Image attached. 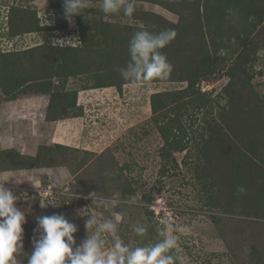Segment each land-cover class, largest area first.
<instances>
[{"label":"rangeland","instance_id":"1","mask_svg":"<svg viewBox=\"0 0 264 264\" xmlns=\"http://www.w3.org/2000/svg\"><path fill=\"white\" fill-rule=\"evenodd\" d=\"M134 6L105 15L91 0L70 23L64 0H0V184L25 213L18 264L39 216L63 214L79 245L85 208L117 224L105 252L172 232L174 264H264V0ZM170 28L168 78L123 80L132 35ZM93 191L118 205L92 206Z\"/></svg>","mask_w":264,"mask_h":264},{"label":"clouds","instance_id":"2","mask_svg":"<svg viewBox=\"0 0 264 264\" xmlns=\"http://www.w3.org/2000/svg\"><path fill=\"white\" fill-rule=\"evenodd\" d=\"M91 0H64L65 16L73 23V16L82 14V10L89 7ZM135 0H101V11L105 15L119 14L131 18L135 12ZM178 33L174 28L158 33L146 29L136 31L128 45L129 60L126 67L120 69L123 80L132 83L150 81L154 78L167 79L172 72V65L160 51L168 46ZM63 39H53L51 44L56 47ZM17 183L21 181L17 179ZM243 186L237 187L238 194H244ZM93 205L99 207L106 204L115 208L119 201L116 199L99 198L97 192L88 194ZM17 196L14 192L0 184V264H18L17 254L23 249V224L26 222L25 213L16 206ZM129 203H136L133 199ZM47 205L41 201V207ZM91 206V207H92ZM90 208V207H89ZM86 209V208H85ZM79 211L80 216H87L85 228L87 236L79 245L76 243L75 233L77 225L70 222L63 214L55 213L37 217L39 238L33 237V251L27 257L28 264H174V256L168 254L177 246V237L165 232L164 238L146 247L129 248L121 241H116L108 251L103 250L102 233L113 234L117 231V224L113 219H100L96 212ZM94 229V231H90ZM184 232V228L177 225L174 229ZM137 235L146 231L143 227H135Z\"/></svg>","mask_w":264,"mask_h":264},{"label":"trees","instance_id":"3","mask_svg":"<svg viewBox=\"0 0 264 264\" xmlns=\"http://www.w3.org/2000/svg\"><path fill=\"white\" fill-rule=\"evenodd\" d=\"M179 140V137L177 136V134H173V138L172 140H168L166 141V148L169 149V150H172V149H175L177 147V142ZM166 149V150H167ZM168 151V150H167ZM164 153V152H163ZM166 155V154H165ZM125 190V191H124ZM123 191V194L126 192V188L122 189ZM144 197V195H143ZM145 198L150 201L152 199V196L150 195H146Z\"/></svg>","mask_w":264,"mask_h":264}]
</instances>
